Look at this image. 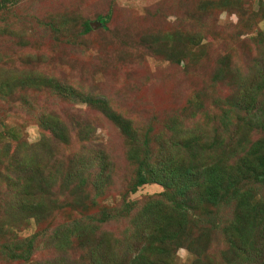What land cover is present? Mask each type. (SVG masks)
I'll use <instances>...</instances> for the list:
<instances>
[{
    "label": "rangeland",
    "instance_id": "1",
    "mask_svg": "<svg viewBox=\"0 0 264 264\" xmlns=\"http://www.w3.org/2000/svg\"><path fill=\"white\" fill-rule=\"evenodd\" d=\"M107 15L109 21L99 24L98 18ZM49 21L51 26L45 25ZM85 23L93 27L81 35ZM181 33L186 35L183 42L190 40V44L187 59L180 63L155 55L148 43L151 38L164 42ZM228 62L230 70L234 68L233 78H248L264 67V0L7 2L0 11V82L12 76L14 83L11 97L0 100V264H27L5 258L4 247L15 250L36 233L57 230L63 237L70 236L67 228L80 215L70 208L74 199L58 187L60 175L75 165L105 156V164L103 160L88 171L96 178L103 171L105 186L97 193L89 186L83 193L88 214L97 218L102 212L115 215L134 203L136 214L140 203L164 191L160 185L146 184L130 192L137 166L127 160L129 145L113 118L131 121L139 134L150 129V149L156 154L161 146L158 138L166 137L165 123L182 114L198 91L206 93L210 117L219 116L230 102L241 104L233 79L217 83L211 79ZM78 92L105 99L108 106L83 103L72 96ZM214 98L221 100L219 107L211 105ZM228 114L233 124L230 133L238 125L237 116L246 113L231 107ZM255 115L256 121L239 133L250 134L252 142L264 137V111ZM26 145L36 146L37 156H29V167L22 169L15 161L29 155ZM24 170L27 189L24 180L18 182ZM47 184H52L51 192H46ZM39 197L46 204L52 199L56 203L35 217ZM127 226L124 220L99 229V236L108 238L107 248L96 251L101 260L109 254L115 260L122 249H129L128 243L116 238ZM49 241L47 237L37 241L42 242L41 249L31 264L58 256L44 244ZM72 243L71 253L78 257L85 255L80 247L98 246L91 236ZM174 260V264H188L193 256L181 248Z\"/></svg>",
    "mask_w": 264,
    "mask_h": 264
},
{
    "label": "trees",
    "instance_id": "2",
    "mask_svg": "<svg viewBox=\"0 0 264 264\" xmlns=\"http://www.w3.org/2000/svg\"><path fill=\"white\" fill-rule=\"evenodd\" d=\"M17 1L22 0H0V11L7 2ZM108 21L109 15L98 18L101 25ZM50 24L49 21L45 25ZM91 29V25L85 23L81 35L88 34ZM185 36L182 33L174 34L164 42L151 38L148 43L152 44L155 55L180 63L188 56L186 52L190 40L183 42ZM228 64L218 69L211 79L213 83L233 79L241 104L230 102L224 105L226 108L222 109L219 116L210 117L204 101L206 93L198 91L195 100L189 101L188 106L182 109V114L172 115L167 120L164 125L166 137L162 135L158 138L161 146L156 154L151 153L150 149V129L139 134V130L131 126V121L118 116L113 118L129 145L126 158L137 166L130 192L146 184L160 185L164 191L140 203L136 214L133 213L134 203L124 205L115 215L102 212L97 218L96 215L88 214L87 198L83 193L89 186L95 193L105 186L103 171L99 178L88 174L89 168L100 166L103 160L106 163L105 156L81 163V167L75 165L68 173L60 175L58 187L61 194L67 193L70 199H74L71 200L70 208L80 215L67 228L71 230L70 236L63 237V232L58 233L57 230L39 232L27 239L26 245H17L15 250L4 247L3 256L31 264L41 249L42 242L37 241L47 237L50 241L44 244L47 248L53 247L58 256L37 264H174V254L181 248L193 256L188 264H264V137L252 142L250 134H239L244 127L252 125V120L256 121V112L264 111V67L248 78H233L231 71L234 68L231 66L230 70ZM20 79L18 81L22 85ZM13 83L12 76L0 82L1 101L11 97L12 92L9 91ZM72 96L75 99L78 97L83 103L108 106L105 99L81 92L73 93ZM221 104V100L212 99L211 105L219 107ZM231 107L237 111L244 110L246 116H237L238 125L234 132L231 130L229 133L233 126L228 114ZM262 126L264 128V122ZM208 130L209 134L206 133ZM24 147L29 152L28 159L23 156L17 159L18 163L15 161L18 166L22 165V169L29 167V156L32 159L37 156L36 146ZM22 172L24 175L19 176L18 182L24 180L27 189L30 184L27 185L29 181L25 170ZM11 184L9 182L8 186ZM47 189L46 192H51L52 184H47ZM256 196L259 199H255ZM53 200L46 204L39 197L34 216H42L43 211L46 212L52 203H56ZM124 220L128 221L126 231L116 238L121 244L128 243L129 249H122L121 255L115 260L112 254L101 260L96 251H101L100 247L107 248L108 238L99 236L102 233L99 229ZM127 235V239L122 237ZM87 236H91L98 246L91 249L80 247L79 250L85 255H73V240ZM62 238L64 242L59 241ZM123 252H126L124 256Z\"/></svg>",
    "mask_w": 264,
    "mask_h": 264
},
{
    "label": "water",
    "instance_id": "3",
    "mask_svg": "<svg viewBox=\"0 0 264 264\" xmlns=\"http://www.w3.org/2000/svg\"><path fill=\"white\" fill-rule=\"evenodd\" d=\"M91 27H93V25H91Z\"/></svg>",
    "mask_w": 264,
    "mask_h": 264
}]
</instances>
